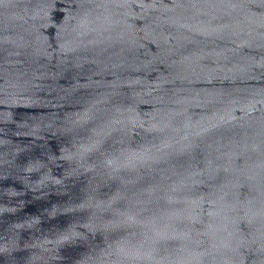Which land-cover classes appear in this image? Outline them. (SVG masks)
I'll return each instance as SVG.
<instances>
[{
	"label": "water",
	"instance_id": "1",
	"mask_svg": "<svg viewBox=\"0 0 264 264\" xmlns=\"http://www.w3.org/2000/svg\"><path fill=\"white\" fill-rule=\"evenodd\" d=\"M0 264H264V0H0Z\"/></svg>",
	"mask_w": 264,
	"mask_h": 264
}]
</instances>
